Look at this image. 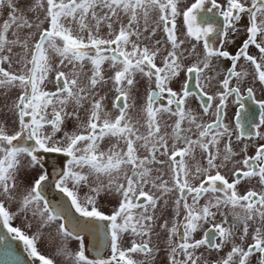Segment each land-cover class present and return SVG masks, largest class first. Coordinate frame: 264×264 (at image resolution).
Masks as SVG:
<instances>
[{"label": "snow or ice", "instance_id": "snow-or-ice-1", "mask_svg": "<svg viewBox=\"0 0 264 264\" xmlns=\"http://www.w3.org/2000/svg\"><path fill=\"white\" fill-rule=\"evenodd\" d=\"M4 9L0 223L33 264H154L161 233L162 264H264V0H0ZM142 81L141 122L129 110ZM245 100L257 108L233 124L230 103ZM45 154L66 158L54 180ZM51 187L66 201L53 205ZM21 216L31 235L11 226ZM56 239V255L40 250Z\"/></svg>", "mask_w": 264, "mask_h": 264}, {"label": "flooded vegetation", "instance_id": "flooded-vegetation-1", "mask_svg": "<svg viewBox=\"0 0 264 264\" xmlns=\"http://www.w3.org/2000/svg\"><path fill=\"white\" fill-rule=\"evenodd\" d=\"M156 38H159V33H158ZM230 38L234 39L235 43L230 44L228 47H229V50L234 52L236 50L237 46L240 45L242 43V40L245 38L243 27L241 28V35L235 36V37H230ZM255 51L256 50L254 48L250 49V53H254ZM158 63H159V61H158ZM226 67H227V62L223 65L222 69H226ZM246 67L249 68V66H246ZM250 69L252 71L251 66H250ZM105 74L106 75L110 74V69H108L107 64L105 65ZM183 79H184V74H181L180 80L183 81ZM189 83L192 85V88L194 91H198L195 87L196 81L194 78L191 81H189ZM145 90H146V83L143 82V89H142L143 94H139L138 100L143 99V97L145 95ZM115 97H116V94L113 92V95L109 99L107 98L106 103H105L106 110L112 111L113 114H115L117 112V109H113L112 104L113 103H116V104L122 103V101H117ZM256 98L257 99L264 98V92H261L259 87L256 88ZM131 102L132 101L129 100V103H131ZM243 103L245 105L243 109H240L239 105H237L235 103H230V106L227 110V119L231 120V122L233 124H235L236 114L238 111L241 113V119L243 120L244 119V113H250L253 109L257 108V106L252 101L245 100V101H243ZM188 106L193 108V110H199V101L195 97H190L189 101H188ZM134 111L139 112V106L136 109H130L129 110L130 115H132L133 117H134V114H133ZM257 119H258V113H257ZM69 128H71V125H69ZM108 146H110V145L107 143V138H106L104 150H106ZM141 154H143V150H141ZM43 158L45 160V170H47L51 173V179L54 180L56 178L55 173H58L61 170L60 169V162L61 161L66 162V158H64L63 156H61L59 154H45ZM197 159H199L198 155H197ZM188 163L190 165L195 164L196 160H189ZM52 165H55V168H53ZM156 167H159V166L157 165ZM164 171L167 172L166 166L164 167ZM154 175H155V173H154ZM165 179H169V175H166ZM83 194L84 193L81 192V196H83ZM45 195L47 198H49L51 200V203L53 205H57V204H60V203H63L66 201V198L63 197V195L61 193H59L58 190H56L54 187L47 188L45 191ZM169 199H170V203H171V200L174 199V195L170 194ZM115 205H116V201L111 199V198L101 201V207L106 212V214L109 213ZM71 211H72L73 215L78 216V214L75 213L74 209H71ZM171 216H172L171 208H168L164 212V217L170 219ZM28 222H30V221H28ZM11 226L12 227H20L23 231L27 232L30 235L32 234V232L35 231V228L29 229L26 226V222L24 220V217H22V216L13 220L11 222ZM211 227H212L211 223L204 225V227L201 229V231L196 234V238H201L203 235V232L209 230ZM48 231H51V230L45 231V236L48 235ZM156 231L159 232L160 230L157 228ZM82 235H87L88 255L90 257H94L96 255V252L92 248V244L95 242L93 236L90 234H86V233H82ZM60 243H61V241L59 239H56L52 243L41 242L39 247H40V250L42 252H45V253H48L51 255H56V247ZM152 244L161 249V251L157 253V260L154 262V264H162V261L165 258L164 257V251L166 250L165 234L161 233L159 236L154 235L152 238ZM68 246L70 249L75 250L77 248V242L76 241H68ZM228 250L229 249L226 248L219 254H217L215 252H211L210 253V259H213V260L218 259L219 257L224 256ZM200 251L205 252L204 249H201ZM104 254L108 255L107 252H105ZM205 255H209V253L205 252ZM135 258H137L138 260L141 259V257L138 254ZM57 259L59 260L62 258L57 257ZM21 262H22V264H33L32 259L28 256L27 252L24 250L23 242L15 239L14 235L12 233H9L7 228H5L2 223H0V264H21Z\"/></svg>", "mask_w": 264, "mask_h": 264}, {"label": "rangeland", "instance_id": "rangeland-1", "mask_svg": "<svg viewBox=\"0 0 264 264\" xmlns=\"http://www.w3.org/2000/svg\"><path fill=\"white\" fill-rule=\"evenodd\" d=\"M6 15H7V9H4L3 11H0V22H2V20L4 18H6ZM28 15H29V18L30 19H34L36 14L29 13ZM21 34L23 35V33H21ZM55 62L58 63V58H56V61ZM221 68H223V65H221ZM247 70L251 71L250 66H249V68H247ZM54 83H55V81H54V72H53V73H50L49 74V80L46 81V88H45V90H54ZM142 89H143V82H141L140 85H139V88H138V93L139 94H143ZM112 95H113V92H110V93H107L106 94L105 103H106L107 98L109 99ZM4 98H5V91L2 90V89H0V104H2ZM140 101L141 100H138L137 101V105L138 106H139ZM138 106H137V108H138ZM133 114H134V119H140L141 122H142V116H140L139 112L134 111Z\"/></svg>", "mask_w": 264, "mask_h": 264}]
</instances>
